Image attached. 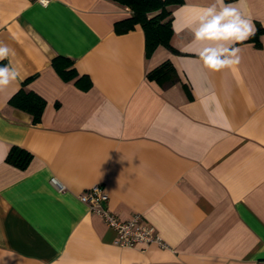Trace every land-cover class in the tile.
<instances>
[{
	"label": "crops",
	"instance_id": "0c3cea01",
	"mask_svg": "<svg viewBox=\"0 0 264 264\" xmlns=\"http://www.w3.org/2000/svg\"><path fill=\"white\" fill-rule=\"evenodd\" d=\"M215 2L171 6L175 51L147 57L140 25L115 31L130 16L115 1L0 0V43L19 71L0 89V264H264V32L210 71L194 29ZM224 4L264 28V0ZM56 56L77 77L60 76ZM164 60L179 79L161 86L146 73ZM31 76L25 88L46 101L37 123L8 103ZM14 145L32 154L24 169L5 159ZM94 184L166 246L115 243L79 197Z\"/></svg>",
	"mask_w": 264,
	"mask_h": 264
},
{
	"label": "trees",
	"instance_id": "16d2710c",
	"mask_svg": "<svg viewBox=\"0 0 264 264\" xmlns=\"http://www.w3.org/2000/svg\"><path fill=\"white\" fill-rule=\"evenodd\" d=\"M126 7L130 11V16L119 20L115 23L116 32L122 33L133 29L137 24L140 25L144 32L145 56H150L158 45H163L170 50L175 51L171 45L173 29L171 25V6L181 4L183 0H112ZM264 32V28L257 27L249 40L260 45L259 36ZM51 64L55 70L64 79L77 77L76 70L72 67V59L65 56H56L52 59ZM3 63H0L2 66ZM150 80L156 81L161 86H166L178 81V75L175 67L170 60H164L153 69L146 73ZM28 77L23 81L22 86L10 97L8 103L18 109L28 112L31 115L32 123L40 121L44 107L45 99L32 90L25 88L26 82L31 78ZM84 76L78 77L75 82L83 88L91 85L90 80L84 85L81 80ZM6 161L14 166L24 169L32 159V154L20 147L12 146L6 155Z\"/></svg>",
	"mask_w": 264,
	"mask_h": 264
},
{
	"label": "clouds",
	"instance_id": "9594fccd",
	"mask_svg": "<svg viewBox=\"0 0 264 264\" xmlns=\"http://www.w3.org/2000/svg\"><path fill=\"white\" fill-rule=\"evenodd\" d=\"M47 6L48 0H41ZM195 42L207 44L196 53L203 65L210 71H220L239 63V48L253 35V25L232 5H225L224 0H216L214 4L202 10L198 17V27L194 29ZM14 50L0 43V61L9 60L0 66V89H4L19 77V71L12 67L9 59Z\"/></svg>",
	"mask_w": 264,
	"mask_h": 264
},
{
	"label": "built area",
	"instance_id": "2783aa9c",
	"mask_svg": "<svg viewBox=\"0 0 264 264\" xmlns=\"http://www.w3.org/2000/svg\"><path fill=\"white\" fill-rule=\"evenodd\" d=\"M36 1L43 4L41 0ZM79 197L88 205L91 211L99 215L115 231L114 242L120 246H135L151 242L166 246L154 226L143 219L141 213H135L130 218L122 219L112 212L106 206L109 198L108 194L100 184H94L86 188Z\"/></svg>",
	"mask_w": 264,
	"mask_h": 264
}]
</instances>
